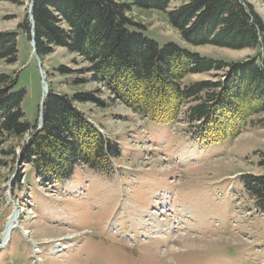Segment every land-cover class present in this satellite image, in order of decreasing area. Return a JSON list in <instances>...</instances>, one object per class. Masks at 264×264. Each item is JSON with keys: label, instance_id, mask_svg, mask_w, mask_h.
<instances>
[{"label": "rangeland", "instance_id": "rangeland-1", "mask_svg": "<svg viewBox=\"0 0 264 264\" xmlns=\"http://www.w3.org/2000/svg\"><path fill=\"white\" fill-rule=\"evenodd\" d=\"M186 1L172 0L168 9ZM246 1L264 22V3ZM29 4L30 0L0 1V31L18 33L16 61L0 60V73L17 75L15 88L26 93L22 102L25 119L36 127L41 77L30 29L26 32L20 27L24 22L30 26ZM130 15L159 46L176 42L225 61L241 60L255 52L209 43L188 45L158 12L133 10ZM39 60L46 82L57 92L71 96L80 90H100L104 107L74 105L100 133L116 142L120 154L112 158L109 170L79 164L70 177L48 182L37 177L29 164L0 153V238L9 214L19 213L18 226L5 244L0 242V264H264V210L242 184L243 175L264 174V125L259 121L264 111L250 116L244 130L231 140L204 145L193 138L192 125L184 119L190 102L175 122L156 123L120 99L111 101L105 86L79 72L86 64L65 48L54 47ZM59 66L70 72L61 74ZM213 74L190 73L182 82L214 79ZM78 79L83 80L81 84H74ZM218 112L223 124L230 115L236 120L229 102ZM29 137L30 133L20 140L10 139L2 149L14 146L19 153L18 144ZM158 208L180 211L193 231L197 226L198 233L186 234L183 241L170 233L161 240L162 232H154L158 227L149 225L154 217L146 216H153ZM177 225H182V219ZM76 233L75 239L67 238ZM56 241L60 247L52 253Z\"/></svg>", "mask_w": 264, "mask_h": 264}, {"label": "trees", "instance_id": "trees-1", "mask_svg": "<svg viewBox=\"0 0 264 264\" xmlns=\"http://www.w3.org/2000/svg\"><path fill=\"white\" fill-rule=\"evenodd\" d=\"M171 1L34 0L36 55L42 60L54 47L65 48L86 64L79 72L105 86L111 101L120 99L133 112L156 123L175 122L184 104L190 102L184 119L192 125L193 138L204 145L231 140L244 130L250 116L264 111V22L246 0H188L168 9ZM133 10L158 12L188 45L209 43L255 52L241 60L225 61L176 42L159 46L130 15ZM20 27L26 32L30 29L25 22ZM16 39L15 31H0V60L16 61ZM57 69L61 74L70 72L63 66ZM208 72H214L215 78L182 82L187 74ZM16 83L17 75L0 73V153L29 164L37 177L48 182L70 177L79 164L90 169L111 168L112 158L120 154L119 146L74 105L104 107L99 89L69 96L55 91L48 82L42 126L35 131V124L25 119L22 110L25 90H17ZM227 102L237 113L236 120L230 115L223 124L218 110ZM259 121L264 125V117ZM28 133L29 139L18 144L19 153L14 146L2 149L4 142L20 140ZM242 184L264 210V174L243 175Z\"/></svg>", "mask_w": 264, "mask_h": 264}, {"label": "bare ground", "instance_id": "bare-ground-1", "mask_svg": "<svg viewBox=\"0 0 264 264\" xmlns=\"http://www.w3.org/2000/svg\"><path fill=\"white\" fill-rule=\"evenodd\" d=\"M159 209V208H158ZM177 213H174L173 211H171L169 208L167 209H163V208H160L158 211L154 210V212H152L153 216H151V214H146L147 218L149 220H151V217L153 218L151 223L149 224L150 225V228L151 227H158L157 230H154V232L156 231H161L162 233L159 235L158 238H160L162 240V238L164 236H166L167 234H170L172 235L175 234V236H179L180 239L179 240H182L183 239H187L186 237L189 235V234H197L198 233V229H197V226H196V230L193 231L191 229V227L193 226L192 223L191 224H188L190 223L188 220H186L183 216L182 218V214L180 211H175ZM161 216L163 217H167L166 219H164L163 217L161 218ZM145 218V217H144ZM143 219V218H142ZM182 219V225L181 226H178L177 223L178 221L180 222ZM145 221V220H144ZM148 222V221H147ZM150 222V221H149ZM177 222V223H176ZM176 223V225L174 224ZM19 224V213L17 214L15 211H13L12 213L9 214V216L6 218V221H5V224H4V227L2 229V232H1V238H0V242H3V244H5V242H7V240L9 239V236L12 232V230L14 228H16ZM186 224V225H185ZM141 225V224H140ZM147 225V224H146ZM185 225V226H184ZM144 226V225H143ZM184 226V227H183ZM147 227V226H146ZM143 228V227H142ZM148 228V227H147ZM146 228V229H147ZM149 228V229H150ZM193 228V227H192ZM156 229V228H154ZM191 229V230H190ZM141 230V229H140ZM144 230V229H143ZM181 230V231H180ZM184 230V231H183ZM145 231V230H144ZM150 231V230H149ZM153 232V233H154ZM24 234H26V231H23ZM188 234V235H186ZM77 235L76 234H70L68 235L67 238L69 239H75L74 237ZM172 237V240H174L176 237ZM189 237H192V238H195L196 236H189ZM199 238V236L197 237V239ZM49 241V240H47ZM46 241V242H47ZM175 241V240H174ZM58 241L55 242L53 248H52V253H54L57 248H59V244L57 243ZM1 244V243H0ZM7 245V244H6ZM189 245V244H188ZM4 247V246H3ZM35 250L37 251V246L35 245Z\"/></svg>", "mask_w": 264, "mask_h": 264}, {"label": "water", "instance_id": "water-1", "mask_svg": "<svg viewBox=\"0 0 264 264\" xmlns=\"http://www.w3.org/2000/svg\"><path fill=\"white\" fill-rule=\"evenodd\" d=\"M33 1L34 0H30V4H29V9H28V14H29V23H30V37H31V45H32V52L35 54V41H34V23H33V18H32V6H33ZM36 59L38 62V66H39V71H40V75H41V85H42V95H41V100H40V105H39V115L37 118V124H36V128L35 131L39 130L42 126V114H43V103L45 100V97L47 96L48 93V88H47V82L45 79V73L44 70L41 67V61L39 60V57L36 55Z\"/></svg>", "mask_w": 264, "mask_h": 264}]
</instances>
